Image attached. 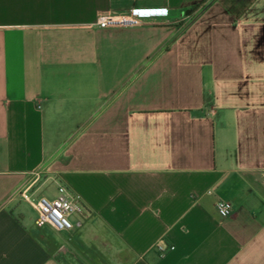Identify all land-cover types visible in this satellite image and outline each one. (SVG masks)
Masks as SVG:
<instances>
[{
  "label": "crops",
  "instance_id": "0c3cea01",
  "mask_svg": "<svg viewBox=\"0 0 264 264\" xmlns=\"http://www.w3.org/2000/svg\"><path fill=\"white\" fill-rule=\"evenodd\" d=\"M195 1L0 0V264H264V0ZM40 183L82 229L36 227Z\"/></svg>",
  "mask_w": 264,
  "mask_h": 264
},
{
  "label": "built area",
  "instance_id": "2783aa9c",
  "mask_svg": "<svg viewBox=\"0 0 264 264\" xmlns=\"http://www.w3.org/2000/svg\"><path fill=\"white\" fill-rule=\"evenodd\" d=\"M154 13H147L140 9L131 7L126 11H109L100 15L96 25L102 29L111 27H139L151 19L157 18ZM31 188L26 189L20 195L28 202L36 213L35 225L37 228L50 227L58 232H71L82 229L83 219L87 215V210L79 195L71 194L68 189L59 185L57 196L53 199L41 196L33 198L30 195ZM217 211L222 218L231 216L233 206L226 201H219L216 205ZM157 250L164 254L166 248L158 245ZM174 250V247H170Z\"/></svg>",
  "mask_w": 264,
  "mask_h": 264
},
{
  "label": "rangeland",
  "instance_id": "374dc122",
  "mask_svg": "<svg viewBox=\"0 0 264 264\" xmlns=\"http://www.w3.org/2000/svg\"><path fill=\"white\" fill-rule=\"evenodd\" d=\"M195 2H196L195 3L196 6H197L199 3V0H197ZM244 2H245V0H242V1L218 0L217 2H216V0H213V1H208L206 3V7L223 8V9L228 10V11H233V13H234V12H237V10H241L243 8L244 4H248V3H244ZM251 2H254L257 6L259 3H261V0L260 1L259 0L250 1L249 5L252 4ZM255 54H256L255 58H256V62H257L256 65L258 66L259 64H261L262 60L264 62V47H257L255 49ZM262 64H264V63H262ZM256 72H257V69H256ZM37 188H38V193L47 197V198L53 199L57 196V186L52 184V183H40L37 186ZM26 212L29 216L34 215L33 211L30 210L29 208L26 209Z\"/></svg>",
  "mask_w": 264,
  "mask_h": 264
},
{
  "label": "trees",
  "instance_id": "16d2710c",
  "mask_svg": "<svg viewBox=\"0 0 264 264\" xmlns=\"http://www.w3.org/2000/svg\"><path fill=\"white\" fill-rule=\"evenodd\" d=\"M207 1H208V0H206V1L202 2V3H201V5H200V7L204 6V5H205V3H206Z\"/></svg>",
  "mask_w": 264,
  "mask_h": 264
},
{
  "label": "water",
  "instance_id": "95a60500",
  "mask_svg": "<svg viewBox=\"0 0 264 264\" xmlns=\"http://www.w3.org/2000/svg\"><path fill=\"white\" fill-rule=\"evenodd\" d=\"M189 12V11H188ZM188 14V13H187Z\"/></svg>",
  "mask_w": 264,
  "mask_h": 264
}]
</instances>
